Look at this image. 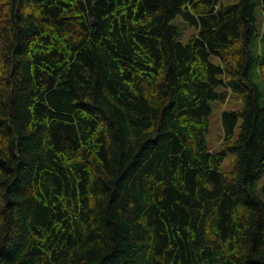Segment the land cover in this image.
<instances>
[{"label":"trees","instance_id":"1","mask_svg":"<svg viewBox=\"0 0 264 264\" xmlns=\"http://www.w3.org/2000/svg\"><path fill=\"white\" fill-rule=\"evenodd\" d=\"M257 73L264 0H0V264H264Z\"/></svg>","mask_w":264,"mask_h":264},{"label":"rangeland","instance_id":"2","mask_svg":"<svg viewBox=\"0 0 264 264\" xmlns=\"http://www.w3.org/2000/svg\"><path fill=\"white\" fill-rule=\"evenodd\" d=\"M238 0H219V3L223 4H231L236 3ZM257 14L260 16V9H257ZM171 23H176L181 28V34H180V41L185 43L189 36L195 32V28L192 26H187L182 22L181 16H177L176 18L171 20ZM212 61L214 60V57H211ZM255 79L257 82H259L261 89L264 92V76L262 73H257L255 75ZM235 100V99H234ZM229 100L225 104H221L219 102H212L211 106V113L209 117V127L208 131L206 133L207 138V144L213 151H218L220 149L219 142L221 141L219 136L221 135V123H220V113L223 109H235L238 108L239 104L235 100ZM261 104H264V94L261 99ZM231 164L229 162V159H225L222 163V169L224 170H230ZM260 184H264V178L261 180Z\"/></svg>","mask_w":264,"mask_h":264}]
</instances>
